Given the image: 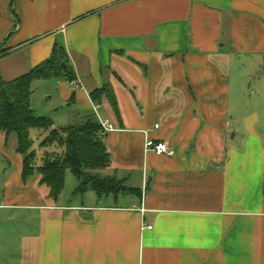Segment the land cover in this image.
<instances>
[{"label": "crops", "instance_id": "1", "mask_svg": "<svg viewBox=\"0 0 264 264\" xmlns=\"http://www.w3.org/2000/svg\"><path fill=\"white\" fill-rule=\"evenodd\" d=\"M56 45L78 85L46 80L50 100L64 122L96 107L114 126L103 173L135 192L66 204L17 166L0 209L33 215L4 219L0 264H264V0H0V81ZM104 85L119 117L91 98ZM148 138L174 155L147 152Z\"/></svg>", "mask_w": 264, "mask_h": 264}, {"label": "trees", "instance_id": "2", "mask_svg": "<svg viewBox=\"0 0 264 264\" xmlns=\"http://www.w3.org/2000/svg\"><path fill=\"white\" fill-rule=\"evenodd\" d=\"M58 78L69 82L76 79L65 49L56 45L51 56L27 74L9 82L0 81V132L5 135L6 144L12 135L17 138L16 152L22 157L23 182L26 183L38 174L40 184L49 188L50 197L54 201L63 192L67 170L80 182L75 196H83L89 191L95 192L98 197L135 192L126 185L125 180L100 175L110 167L111 155L96 115H88L65 128L57 129L50 119L37 116L31 108L33 83ZM91 98L94 102L105 98L115 115L120 116L114 90L110 85L91 92ZM33 130H37L43 138L39 147L53 150L52 153H45L41 163H37L33 148Z\"/></svg>", "mask_w": 264, "mask_h": 264}, {"label": "rangeland", "instance_id": "3", "mask_svg": "<svg viewBox=\"0 0 264 264\" xmlns=\"http://www.w3.org/2000/svg\"><path fill=\"white\" fill-rule=\"evenodd\" d=\"M55 81H46L39 80L34 82L32 85L33 95L30 99V106L35 111L37 116L50 119L52 122H55V126L57 129H62L67 127L70 124V121L64 122V118L67 115V109H60V102L57 96L54 97V101L50 100L52 95L56 94L55 89ZM63 110V111H61ZM65 112V113H62ZM68 113V112H67ZM71 117V116H70ZM40 133L37 130H33L31 133V138L34 141V150L37 155V163H41V159L45 156V153H52V148L50 149H41L39 147L42 137L39 135ZM17 138L15 135H12L8 140V143L2 146V151L0 150V206L4 205L5 199L7 196L10 198L12 196V192L14 190V185H16V170L17 166H22V157L17 154ZM19 160V161H18ZM19 162V163H18ZM92 174H96L93 172ZM102 177H107L104 175L103 171L100 173ZM112 178H116L112 176ZM118 179V178H116ZM120 180V179H118ZM11 182V184H8ZM20 182L23 185V180L20 178ZM80 182L73 175L70 170L66 171L65 174V183H64V200L66 204H69L71 201H74L75 204H82L86 202L88 199V192L83 196L77 195L74 193L79 187ZM24 189L20 190L21 192V201H29L28 194L23 192ZM28 187H26L25 192H28ZM32 192H36L38 196L44 197L45 193H49V189L45 185H37L36 188L31 189ZM1 208V207H0ZM3 208V207H2ZM0 209V251H6L7 248L3 246V236L4 233L11 232L13 227V223H3L4 219L12 218L13 214H21V217H30L33 215V210H20V211H12L10 209ZM14 212V213H13Z\"/></svg>", "mask_w": 264, "mask_h": 264}, {"label": "built area", "instance_id": "4", "mask_svg": "<svg viewBox=\"0 0 264 264\" xmlns=\"http://www.w3.org/2000/svg\"><path fill=\"white\" fill-rule=\"evenodd\" d=\"M72 86L78 85L77 81L70 82ZM95 114L99 121V123L102 126L103 134L116 131L114 126L110 124L108 121L102 120L100 114L98 113V109L95 107ZM158 128V126H156ZM145 149L147 152H152L158 157H172L174 155V151L171 149V147L163 141H155L154 139L148 138L145 144ZM145 227V226H144ZM145 229L151 230L152 226L145 227Z\"/></svg>", "mask_w": 264, "mask_h": 264}]
</instances>
